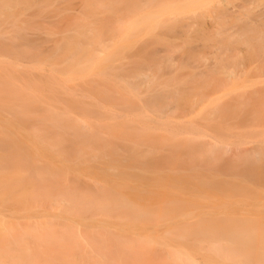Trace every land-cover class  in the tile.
<instances>
[{
  "label": "bare ground",
  "instance_id": "1",
  "mask_svg": "<svg viewBox=\"0 0 264 264\" xmlns=\"http://www.w3.org/2000/svg\"><path fill=\"white\" fill-rule=\"evenodd\" d=\"M146 2L157 9L134 5L140 17L126 27V39L133 36L135 23L150 20L162 24L165 36L185 33L172 22L175 15L199 10L204 15L210 5V0ZM124 3L87 6L111 12ZM213 7L221 12L220 1ZM263 12L260 7L254 17ZM93 33L83 48L80 38L87 34L80 32L63 44L64 57L57 51L52 55L62 67L67 91L73 80L83 88L98 84L81 99L67 91L62 99L55 94L53 102H64L66 109L42 99L35 84L32 89L6 81L13 86L7 88L0 79V264H264V194H216L211 186L218 183L217 175L205 179L199 169L209 163L201 159L215 154L217 141L202 148L189 143L196 140L186 133L172 131L166 82H156L155 94L146 96L139 85L149 73H134L139 85L121 84L111 70L118 49L104 52L98 39L104 32L94 27ZM204 41L206 46L211 42ZM221 41L230 47L227 38ZM154 43L133 54L134 66L170 67L169 55L155 56ZM186 51L195 56L191 45ZM38 63L36 69L45 68L43 59ZM189 94L184 92L182 100ZM183 125L190 134L203 135L191 121ZM179 140L187 144L180 146ZM237 175L242 181L254 176L248 171Z\"/></svg>",
  "mask_w": 264,
  "mask_h": 264
},
{
  "label": "rangeland",
  "instance_id": "2",
  "mask_svg": "<svg viewBox=\"0 0 264 264\" xmlns=\"http://www.w3.org/2000/svg\"><path fill=\"white\" fill-rule=\"evenodd\" d=\"M110 1L0 0V79L6 84L4 87H13L6 81H12L20 87L32 88L35 84L42 99L66 109L64 102H53L55 94L62 96L67 88L62 84V67L52 55L57 51L64 57L63 44L70 42L80 32L87 34V37L80 38L79 46L83 48L95 37L93 28L99 27L104 32L98 38L101 40L100 49L109 53L116 46L120 53L118 59L113 61L111 70H115L113 72L117 73L121 84L132 87L137 83L133 78L135 72L147 76L149 73L145 82L142 81L140 85L137 83L139 90L145 92L146 96L155 94L156 82H166L167 95L171 96L170 105H173L170 115H167L170 129L186 133L196 140L189 143L202 148L210 141H217L213 149L215 154L208 159L203 157L201 161L208 160L209 163L204 162L199 169L202 178L217 175L219 180L217 184L213 183L212 190L216 194H264V15L254 17L257 9L264 8V0L258 4L254 0H210V5L203 9L204 15H200L201 10L195 14L185 12L175 15L177 18L172 22L185 33L174 32L165 36L159 29L162 24L150 20L147 23H135L133 36L129 39L125 38V29L140 17L133 12L134 5L140 9L157 8L153 7L155 5L148 7L146 0H115L125 2L127 6H112L111 12L87 6L89 3ZM218 1L221 2V12L213 7ZM202 33L205 36H201ZM210 34H215V38ZM205 37L211 40L208 46L205 45ZM222 38H227L230 47L222 45ZM155 39H161V42L165 40L169 48L173 49L168 51L167 45L154 43ZM238 39L244 43L237 42ZM149 43H154L153 51L157 58L170 56V67L166 68L161 63H139L134 66L133 54ZM187 45L192 46L194 57L188 56L191 53L186 51ZM42 59L45 68L36 69L34 66L40 65L38 62ZM229 74L230 77H227ZM71 85L67 92L81 99V95L91 92L94 85L98 84L90 83L83 88L73 80ZM98 88L102 89L100 86ZM184 92H190L185 97L187 101L182 100ZM188 100L191 102L188 103ZM3 113L11 117L10 112ZM70 113L73 116L78 114L77 111ZM189 121L203 135L198 138L190 134L191 128L183 125ZM179 142L180 146L187 144L181 140ZM160 171L165 174L171 172L167 169ZM246 171L254 175L253 180H240L237 173L246 174ZM184 173L190 172L184 170ZM23 264L27 263L23 261Z\"/></svg>",
  "mask_w": 264,
  "mask_h": 264
}]
</instances>
